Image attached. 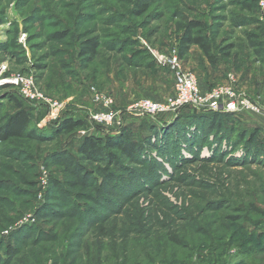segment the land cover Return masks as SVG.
I'll list each match as a JSON object with an SVG mask.
<instances>
[{
    "label": "rangeland",
    "instance_id": "obj_1",
    "mask_svg": "<svg viewBox=\"0 0 264 264\" xmlns=\"http://www.w3.org/2000/svg\"><path fill=\"white\" fill-rule=\"evenodd\" d=\"M138 2L0 0V122L14 112L6 98L14 93L41 137L0 144V264H264V112L237 114L233 137L210 131L202 147L177 153L165 132L149 128L183 108L128 113L144 101L165 108L177 96V74L153 53L177 56L202 95L234 78L264 107V0H147L143 14ZM192 20L215 63L183 43ZM91 40L97 54L84 56ZM13 77L31 86L10 84ZM22 89L56 104L58 119ZM67 118L83 126L66 132ZM55 122L61 132L51 134ZM117 132L150 144L140 141L132 160L116 150L108 158L105 145L104 161L80 153L87 137Z\"/></svg>",
    "mask_w": 264,
    "mask_h": 264
},
{
    "label": "trees",
    "instance_id": "obj_2",
    "mask_svg": "<svg viewBox=\"0 0 264 264\" xmlns=\"http://www.w3.org/2000/svg\"><path fill=\"white\" fill-rule=\"evenodd\" d=\"M146 1L147 0H140V2H138L137 6L140 7V10H137V12L139 14H143L148 10L149 6ZM201 27L202 24L200 22L195 20L189 21L185 26L186 38L184 39L183 43L185 45L197 46L206 55V57H208L211 63H215L216 59L212 54L211 44L207 42L202 36ZM195 31H197V34H193ZM97 49V43L94 40H91L88 45H84L82 53L84 56L89 55L92 57L97 54ZM7 88L8 86L6 85L3 89ZM6 98L14 104V112L6 116L4 121L0 122V144H6L13 140H22L26 138L41 140V137L37 136V132L31 129L32 119L28 112L29 108L23 104V100L14 95V93L13 95L7 94ZM187 108H191L193 112H191V114H181ZM66 120L68 123L66 124L64 122L63 124L66 125H61V127L63 126L64 130H66V132L75 131V129L83 126L81 121L70 118H67ZM236 121H240L237 114L209 110L194 111L193 107L186 106L183 107V110H179V114L171 117L170 119L161 118L156 120V123H153L149 128V135L157 134L158 136L161 132H165V142H175L174 151L177 153L182 145H185L186 147H194L192 146L194 144L199 146V148L202 147L203 143L205 142L204 139L207 138V136L211 133L210 131H221L223 129L224 131H227L231 137H233V134L236 133L234 127ZM55 124V128L50 130L51 134H57L58 132H61V129H59L60 123L55 122ZM192 127H195L196 129L193 133L189 130ZM241 128V131L237 134L241 135V139L243 140L245 136L243 133L246 127L242 126ZM174 130H177L176 135L179 137L177 139H167V133ZM119 133L117 132L114 133V135L109 136L106 141H104L103 138L99 136L87 137L79 151L87 159L101 158L104 161L106 152H104V148H101V146L105 145V149L107 151L106 156H108V158L113 157L116 159L117 156L110 152L116 150L123 158L132 160L137 157L138 153L143 149L141 144L142 142H149L150 144V139H148L150 137H147L146 140H143L145 138L141 137L138 139L128 140L127 134L121 135ZM118 135L123 136V138L120 141H115ZM189 135L192 137L191 139L187 138ZM249 141H251V137ZM108 179V177H105V183L109 181ZM9 250L12 251V249Z\"/></svg>",
    "mask_w": 264,
    "mask_h": 264
},
{
    "label": "built area",
    "instance_id": "obj_3",
    "mask_svg": "<svg viewBox=\"0 0 264 264\" xmlns=\"http://www.w3.org/2000/svg\"><path fill=\"white\" fill-rule=\"evenodd\" d=\"M158 65L160 67H169L174 71L178 78L177 80V96L170 100V106L161 107L160 105L148 101L141 102L137 105L129 108L128 113L135 116H156L159 114H167L170 112L177 111L180 108L191 106L197 110H209V111H221L224 110L226 113L230 114H241L246 111H251L254 113L264 112V107L254 102L246 95L237 91L235 87V79L231 78V82L228 87L214 90L210 94L202 95L196 84L194 76L189 74H184L180 72V64L177 56H170L166 58L158 53H153ZM10 84L18 87H22L25 81L31 86L28 80L24 77H13L10 80ZM20 95L25 100L31 102H37L38 104L45 105L49 108L48 115L49 120L54 121L58 119L59 115L55 113L57 108L56 104L48 102L42 98L41 95L33 93L31 90L22 89ZM223 103V104H222ZM99 122H104L111 124L114 122L113 117L110 114H99Z\"/></svg>",
    "mask_w": 264,
    "mask_h": 264
},
{
    "label": "crops",
    "instance_id": "obj_4",
    "mask_svg": "<svg viewBox=\"0 0 264 264\" xmlns=\"http://www.w3.org/2000/svg\"><path fill=\"white\" fill-rule=\"evenodd\" d=\"M244 121V120H243Z\"/></svg>",
    "mask_w": 264,
    "mask_h": 264
}]
</instances>
